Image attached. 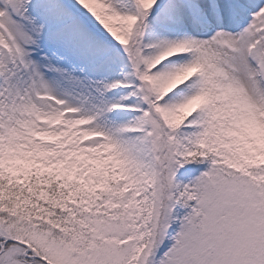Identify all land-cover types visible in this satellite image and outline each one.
I'll use <instances>...</instances> for the list:
<instances>
[{
	"label": "snow or ice",
	"instance_id": "1",
	"mask_svg": "<svg viewBox=\"0 0 264 264\" xmlns=\"http://www.w3.org/2000/svg\"><path fill=\"white\" fill-rule=\"evenodd\" d=\"M0 264H264V0H0Z\"/></svg>",
	"mask_w": 264,
	"mask_h": 264
}]
</instances>
